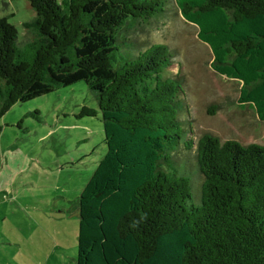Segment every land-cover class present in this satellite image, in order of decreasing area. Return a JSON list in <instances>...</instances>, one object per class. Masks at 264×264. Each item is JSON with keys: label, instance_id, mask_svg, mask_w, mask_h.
Instances as JSON below:
<instances>
[{"label": "trees", "instance_id": "obj_1", "mask_svg": "<svg viewBox=\"0 0 264 264\" xmlns=\"http://www.w3.org/2000/svg\"><path fill=\"white\" fill-rule=\"evenodd\" d=\"M27 1L30 53L0 18V121L17 103L81 81L102 114L107 152L71 202L76 264H264V145L196 139L171 50L121 53L139 45L132 26L171 8L264 122V0ZM96 115L83 106L77 118Z\"/></svg>", "mask_w": 264, "mask_h": 264}, {"label": "rangeland", "instance_id": "obj_2", "mask_svg": "<svg viewBox=\"0 0 264 264\" xmlns=\"http://www.w3.org/2000/svg\"><path fill=\"white\" fill-rule=\"evenodd\" d=\"M35 16L27 0H0V18L17 28L25 49L30 37L24 24ZM128 36L139 45L121 47L123 55L134 58L161 44L180 62L196 139L210 134L222 142L264 145V122L239 103L241 83L212 69V51L198 39L195 25L166 8L132 26ZM177 72L178 67L166 70L163 77ZM83 106L97 115L77 118ZM0 128V264H76L79 216L71 202L107 152L97 100L84 81L76 82L15 104Z\"/></svg>", "mask_w": 264, "mask_h": 264}, {"label": "crops", "instance_id": "obj_3", "mask_svg": "<svg viewBox=\"0 0 264 264\" xmlns=\"http://www.w3.org/2000/svg\"><path fill=\"white\" fill-rule=\"evenodd\" d=\"M78 213V212H77ZM79 216V215H78ZM78 232H79V229H78ZM77 242H78V235H77Z\"/></svg>", "mask_w": 264, "mask_h": 264}, {"label": "flooded vegetation", "instance_id": "obj_4", "mask_svg": "<svg viewBox=\"0 0 264 264\" xmlns=\"http://www.w3.org/2000/svg\"><path fill=\"white\" fill-rule=\"evenodd\" d=\"M239 103H240V101H239Z\"/></svg>", "mask_w": 264, "mask_h": 264}]
</instances>
